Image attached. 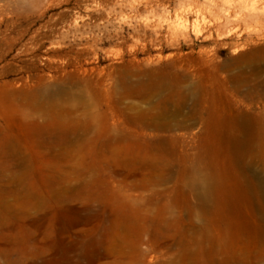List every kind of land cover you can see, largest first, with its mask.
Wrapping results in <instances>:
<instances>
[{
	"label": "rangeland",
	"instance_id": "374dc122",
	"mask_svg": "<svg viewBox=\"0 0 264 264\" xmlns=\"http://www.w3.org/2000/svg\"><path fill=\"white\" fill-rule=\"evenodd\" d=\"M244 1L0 0V264H264V98L247 80L264 0ZM164 78L231 115L219 135L141 127L144 84ZM88 96L125 147L64 141Z\"/></svg>",
	"mask_w": 264,
	"mask_h": 264
},
{
	"label": "bare ground",
	"instance_id": "6f19581e",
	"mask_svg": "<svg viewBox=\"0 0 264 264\" xmlns=\"http://www.w3.org/2000/svg\"><path fill=\"white\" fill-rule=\"evenodd\" d=\"M244 2L247 3V1ZM254 9L255 8H253V10ZM185 17L187 21L192 19L190 14H185ZM256 17L260 16L257 15ZM18 69L28 73L26 77L27 81L24 82V86H26L27 83L34 81V75L32 74L33 68L30 65L20 66ZM252 70L253 72L251 76L247 77L249 94L258 98H264V80L257 81L256 79L259 74L264 72V67L260 66L259 63H256ZM149 81L150 82L148 83H143L145 86L150 85V91L141 95V103L145 105L142 117L139 118L141 127L163 132H171L181 129H195L200 131L198 134L199 138L207 139L206 135L209 130L213 129L215 130V133L219 135L223 128L222 125L224 123L226 125L227 121L230 120L231 115L225 114L223 116L219 110L216 111L215 100L211 97H207L205 93L199 92V86L197 85L188 87V85L185 84V81L180 79L171 80L164 78L157 82L153 80ZM35 98L37 99L38 96H35L33 99H26V106H28L24 113L26 118H38L39 116H42V104H35ZM78 99H80V101L77 102L81 103V106L83 107V113L77 118L82 117L85 122L80 123V120L77 119L83 127L81 133L73 138L65 137L64 141L69 140L76 143H94L111 147H125L128 138L116 134L120 128L119 121L114 120L110 126L108 125L110 129L109 133L104 132V134H99V132H96L97 127L99 126V122H97L98 114L94 110H97L96 108H98L104 118L107 117V113L103 111V108L99 104H94L90 96L87 98L80 97ZM117 103L119 102L117 101ZM51 106L53 107L54 105L51 104ZM138 106L137 103L130 102L127 104L126 108L134 112L137 110ZM32 107L36 109L32 110ZM129 118L130 117H128V119ZM126 122L127 121L123 122V125H130ZM242 127L244 128L243 131H248L249 123L243 120ZM200 149L203 153H207L208 149L206 145L202 146ZM199 154L200 153L196 156L198 157ZM152 155L155 157L159 156L160 158L164 157L161 152H156L155 150L152 151ZM188 157H191V155L188 154ZM164 164H167V162ZM188 171L191 172L192 178L195 180H202L205 178L203 171H197L194 163L188 167ZM198 187L205 190V192L207 191L206 183L199 182Z\"/></svg>",
	"mask_w": 264,
	"mask_h": 264
}]
</instances>
